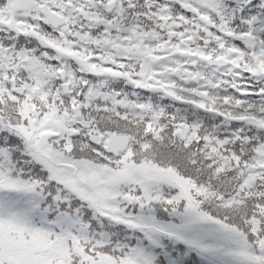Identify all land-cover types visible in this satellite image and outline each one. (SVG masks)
Returning a JSON list of instances; mask_svg holds the SVG:
<instances>
[{"label":"snow or ice","instance_id":"1","mask_svg":"<svg viewBox=\"0 0 264 264\" xmlns=\"http://www.w3.org/2000/svg\"><path fill=\"white\" fill-rule=\"evenodd\" d=\"M0 264H264V0H0Z\"/></svg>","mask_w":264,"mask_h":264}]
</instances>
